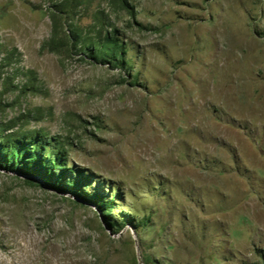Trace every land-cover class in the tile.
I'll list each match as a JSON object with an SVG mask.
<instances>
[{"label": "rangeland", "instance_id": "374dc122", "mask_svg": "<svg viewBox=\"0 0 264 264\" xmlns=\"http://www.w3.org/2000/svg\"><path fill=\"white\" fill-rule=\"evenodd\" d=\"M2 137L81 194L0 167V264H264V0H0Z\"/></svg>", "mask_w": 264, "mask_h": 264}, {"label": "trees", "instance_id": "16d2710c", "mask_svg": "<svg viewBox=\"0 0 264 264\" xmlns=\"http://www.w3.org/2000/svg\"><path fill=\"white\" fill-rule=\"evenodd\" d=\"M62 4V3H60ZM61 13L62 6H56ZM129 16L133 13L128 12ZM72 32V31H71ZM78 36L72 32L69 38L73 41ZM88 41H77L76 45L83 44L82 49L89 53L94 61L111 63L113 65H124L125 47L120 43L115 33H106L103 43L94 44ZM35 141L25 143L23 139L9 141L8 138H0V167L8 170L20 168L22 172L40 177L46 184L51 187L62 190L72 195H79L81 187L80 174L75 173L73 181H67L68 171L63 168L62 159L59 155H53L51 150H45L43 146H35ZM48 153V157L45 156ZM93 203L99 208L105 218L108 217L107 204L99 196ZM112 228L117 226L113 221L109 224Z\"/></svg>", "mask_w": 264, "mask_h": 264}]
</instances>
